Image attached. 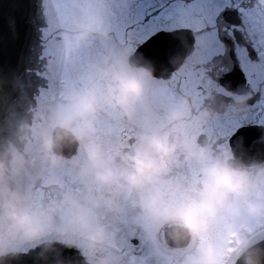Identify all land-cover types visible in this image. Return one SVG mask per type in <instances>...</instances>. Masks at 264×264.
<instances>
[{"label": "clouds", "instance_id": "9594fccd", "mask_svg": "<svg viewBox=\"0 0 264 264\" xmlns=\"http://www.w3.org/2000/svg\"><path fill=\"white\" fill-rule=\"evenodd\" d=\"M44 69L55 102L0 138V255L58 241L131 264L132 230L147 264H264V159L209 131L244 95L177 91L124 52L109 0L53 3Z\"/></svg>", "mask_w": 264, "mask_h": 264}, {"label": "water", "instance_id": "95a60500", "mask_svg": "<svg viewBox=\"0 0 264 264\" xmlns=\"http://www.w3.org/2000/svg\"><path fill=\"white\" fill-rule=\"evenodd\" d=\"M41 4V0H0V138L11 135L19 120L32 117L33 113L28 111L35 106L32 96H36L37 105L44 84L38 73L36 52L43 14ZM193 41L190 29L158 31L137 46L131 56L141 63L150 62L156 76L167 78L192 51ZM231 76L236 78V84L227 88L233 93L245 92L243 73L237 65L226 80ZM231 136V151L238 156L264 159L261 126L244 125ZM258 246L264 248V240ZM80 260L75 249L57 243L0 256V264H81ZM237 264H243L242 258Z\"/></svg>", "mask_w": 264, "mask_h": 264}, {"label": "flooded vegetation", "instance_id": "af4514ba", "mask_svg": "<svg viewBox=\"0 0 264 264\" xmlns=\"http://www.w3.org/2000/svg\"><path fill=\"white\" fill-rule=\"evenodd\" d=\"M109 2L113 4V0H109ZM186 2H188V0H186ZM207 2L209 4L206 5V10L212 7V4H215L217 0H207ZM41 3V11L43 14L41 24L38 28L39 39L36 46V52L39 60L38 73L41 75L44 84L43 87H41L42 89L40 90L41 92L38 99L37 105L39 106V109L46 107V105L49 104V101L47 104V97L49 94L50 82L52 84V94H50L53 95L52 100H56L54 96L58 94L60 86L56 80L48 78L44 69V64L46 45L49 39V21L53 11V3L59 5L61 1L41 0ZM164 6H168V0H162V2H160V0H156V4L154 6L152 4L151 7L147 8L148 13L144 15V21L146 22L148 20H152L158 23L159 19L162 20L159 18L158 12L164 11ZM156 15H158L157 18H155ZM203 19L204 22L209 23L207 26H211L212 24V27H215L216 36L213 40L207 41H214L212 49H217L218 51L210 58L209 53L205 52V55H203L205 62L199 64V67H203L198 73L199 83L197 87L200 92L199 99H201L202 103L207 102L209 93L215 96L217 102L230 101L232 100L233 94H242L246 97L245 106L240 114L244 117L247 116L248 118L241 120L239 123H234L232 128H230V134L224 136V142L221 141L220 144H217L220 149L227 152L231 151L228 139L238 127L244 125H256L261 126L264 130V119L259 118L262 114H264V0H226V2L224 1V3H222L221 9H219L217 13L211 15V17L205 16ZM254 26L258 27L259 33L254 30ZM160 30L163 29H156V31ZM117 36L125 38L124 29H121L120 35L117 34ZM195 37L193 44L194 48L196 40ZM121 41L123 46H125V40ZM140 43L141 42L138 44ZM239 52L242 53L244 58H248L249 61L254 64H260L259 69L257 71H251L250 75H247L245 69L240 65L243 60L242 55L239 57ZM259 54H261V57ZM234 65H237L243 73L244 85L242 87L245 92L232 93L227 88V85L232 87L236 84V78L234 76H231L230 80H226L227 77L231 75ZM179 69L171 74L170 79L175 77ZM258 79H260V81H258ZM249 80L256 85V89H251ZM223 82H226V84H223ZM175 87L180 89L178 83H176ZM38 106L36 109L39 112ZM237 118H239V116L235 115L229 119L231 121H237ZM122 239H124L123 236ZM56 243L77 250L81 256V264H85L84 257L75 246H68L58 241ZM123 243H132L134 246L139 247L137 253L138 257L144 256L138 237L127 238L126 241H123Z\"/></svg>", "mask_w": 264, "mask_h": 264}, {"label": "rangeland", "instance_id": "374dc122", "mask_svg": "<svg viewBox=\"0 0 264 264\" xmlns=\"http://www.w3.org/2000/svg\"><path fill=\"white\" fill-rule=\"evenodd\" d=\"M61 1V0H59ZM226 0H217L215 4H212L208 10H206V5L209 4L207 0H168V6H164V11L158 12L159 19L158 23L148 20L144 21V15L148 13V7H151L156 4V0H113V4L109 2V12L111 17L114 20L116 25V33L120 35L121 29H124L125 38L119 37L121 40H125L124 52L130 54L134 47L145 38L153 34L156 29L171 30L175 28L188 27L193 30L195 34V48L192 54L187 58L183 65L188 66L190 70L181 72L180 69L175 77L171 80L179 84V88H176L177 91H187L192 94L193 101L197 104L202 103L200 98V92L198 89V73L203 67H199V64L205 62V52L209 53V58L218 51L217 49H212L213 40L215 35V27L207 26L209 23L204 22V17L214 15L219 9H221L222 3ZM139 2V3H138ZM162 2V0H160ZM222 2V3H220ZM167 7V8H166ZM155 18H157V16ZM254 25V24H253ZM254 30L259 33L257 26H254ZM240 56L242 55L239 52ZM261 57V54H259ZM208 59V58H207ZM206 59V60H207ZM241 66L245 69L247 75H250L251 71H257L260 64H254L249 61V59L244 58L242 55ZM250 81V80H249ZM260 81V79H258ZM251 89H256V85L252 81L249 83ZM60 87V86H59ZM52 84L50 82L49 94L47 97L46 107L39 109V106L36 105V96H32V101L34 102V107L28 109V111H36V106H38L39 114L43 115L47 108H49L54 103L55 99L52 100ZM56 94V93H55ZM55 95L54 97H56ZM39 99V98H38ZM37 99V104H38ZM48 106V107H47ZM237 121H231L229 118L224 119L220 123L214 124L213 127L209 130L210 135L216 140L217 144H220L221 141L224 142V136L230 134V128L234 123H239L241 120L248 118L243 116L240 113L237 115ZM260 119H264V114H262ZM228 130H227V128ZM134 237L137 238V235L132 230H127L123 234V241H126L127 238ZM125 244V250L129 256L131 264H147L145 255L143 257H138L139 247L134 246L132 243H123Z\"/></svg>", "mask_w": 264, "mask_h": 264}, {"label": "snow or ice", "instance_id": "6c2138e0", "mask_svg": "<svg viewBox=\"0 0 264 264\" xmlns=\"http://www.w3.org/2000/svg\"><path fill=\"white\" fill-rule=\"evenodd\" d=\"M150 39H152V38H150ZM146 43H147V41H146Z\"/></svg>", "mask_w": 264, "mask_h": 264}]
</instances>
